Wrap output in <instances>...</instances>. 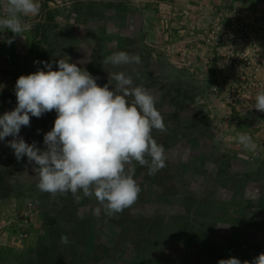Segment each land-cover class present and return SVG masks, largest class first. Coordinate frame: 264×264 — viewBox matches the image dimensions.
<instances>
[{"label":"rangeland","instance_id":"rangeland-1","mask_svg":"<svg viewBox=\"0 0 264 264\" xmlns=\"http://www.w3.org/2000/svg\"><path fill=\"white\" fill-rule=\"evenodd\" d=\"M24 32L0 28V115L17 105L16 80L60 58L103 86L125 72L156 100L166 166L135 163L141 188L107 216L93 196L41 192L34 162L0 141V264H218L264 252V0H37ZM0 0V18L7 13ZM125 51L141 63L104 60ZM113 87L116 82L111 81ZM131 100V97H128ZM55 110L20 135L44 148ZM37 130H40L39 132ZM248 134L255 151L237 141ZM67 235L69 243H61Z\"/></svg>","mask_w":264,"mask_h":264},{"label":"clouds","instance_id":"clouds-1","mask_svg":"<svg viewBox=\"0 0 264 264\" xmlns=\"http://www.w3.org/2000/svg\"><path fill=\"white\" fill-rule=\"evenodd\" d=\"M7 4L0 28L14 34L7 40L11 45L25 30L22 17L38 14L40 4L37 0H7ZM34 63L44 67L16 80L17 105L0 115V141L12 137L6 146L17 161L26 156L29 164L34 162L41 192L52 196L71 193L77 200L82 192L83 197L97 199L96 214L101 210L109 217L122 213L135 204L141 192L134 179V162L146 166L149 175L166 166L164 146L152 135L154 129L167 131L154 95L143 86H133L132 76L125 72L109 73L108 83L100 86L99 77L70 58L56 61L58 70L47 61ZM104 63L139 64L141 58L120 51ZM255 100L254 108L264 112V91L258 92ZM53 110L57 116L52 129L44 134V148L35 141L27 143L20 135L22 126L30 127L31 117L41 118ZM237 141L255 151L250 135L239 134ZM61 243H69L67 235L61 236ZM218 264H264V252L252 261L230 257Z\"/></svg>","mask_w":264,"mask_h":264}]
</instances>
